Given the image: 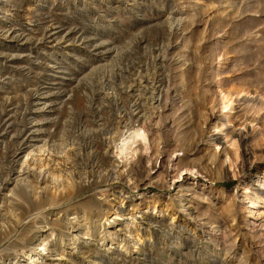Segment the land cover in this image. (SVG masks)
Returning a JSON list of instances; mask_svg holds the SVG:
<instances>
[{"label":"bare ground","instance_id":"bare-ground-1","mask_svg":"<svg viewBox=\"0 0 264 264\" xmlns=\"http://www.w3.org/2000/svg\"><path fill=\"white\" fill-rule=\"evenodd\" d=\"M177 15L168 0H0V264H143L149 258L143 247L141 257L128 251L137 242L126 235L128 223L117 218L125 214L123 200L114 206L116 217L109 223L113 236H98L93 211L101 209L102 201L96 194L71 209L62 205L85 191L121 181L127 163L111 156L124 140L120 126L150 133L154 117L183 102L188 57L176 58L175 50L179 41H187L184 31L191 19ZM156 28L161 31L155 37L143 34ZM122 48L125 54L118 58ZM115 61L121 66L108 71ZM86 68L101 71L90 86L77 92L61 85ZM205 118L211 123L218 117L210 113ZM155 124L156 133L162 131L158 120ZM249 129L245 122L233 134L243 140ZM114 130L116 137L108 140ZM66 146L72 148L66 158L71 181L57 195L61 184L47 186L57 180L51 167H57L59 157L52 156ZM38 149L41 156L47 152L42 164L32 160ZM219 159L215 153L207 160L215 165ZM176 160L179 169L188 167ZM128 175L134 188L156 182H151L140 154ZM123 190L114 188L113 194L119 199ZM257 194L264 196V190L258 188ZM176 197L181 211L199 219L187 194L180 191ZM231 219L236 221V215ZM157 221L159 217L142 212L138 223L157 236ZM214 225L213 231L221 228ZM200 234L203 247L213 248L209 231ZM107 239L128 247L115 254L114 246L110 253L112 247H104ZM147 248L151 252L153 244Z\"/></svg>","mask_w":264,"mask_h":264},{"label":"rangeland","instance_id":"rangeland-1","mask_svg":"<svg viewBox=\"0 0 264 264\" xmlns=\"http://www.w3.org/2000/svg\"><path fill=\"white\" fill-rule=\"evenodd\" d=\"M168 1L178 12L177 17L182 14L191 19L184 31L188 42L179 41L180 48L175 50L176 58L184 54L188 57L183 67L187 77L183 102L170 104L159 117H154L150 133L136 128L127 131L120 126L124 140L117 142L111 156L121 165L127 163L121 181L111 187L85 191L62 207L71 209L96 194L102 201L101 209L93 211L98 236L104 233L113 236L114 227L109 223L116 217L114 206L123 200L125 214L117 218L128 223L126 235L137 242L134 245L131 242L128 251L141 257L143 252L139 248L143 247L148 253L149 260L143 264H264V196L257 194L258 188L264 190V0ZM20 5L16 4V11ZM148 31L143 34L155 37L161 29ZM125 51L122 48L118 58ZM120 66V61H115L109 63L107 70L114 72ZM100 72L86 68L77 73L76 79L61 85L79 92L90 86ZM210 113L218 118L208 123L205 117L210 119ZM73 117H77L76 112ZM157 120L162 128L159 133H156ZM241 122H246L251 130L243 140L234 135L237 128H243ZM218 136L221 139L210 140ZM113 137L115 130L106 136L108 140ZM70 149L71 146H66L52 156L59 157L57 167H51L55 170L50 169L57 180L47 186L55 189L54 186L61 184L57 195L71 181L69 159L66 160ZM215 153L220 159L214 165L207 159ZM41 154L36 150L32 160L42 164L47 152ZM139 154L153 177L151 182L156 181L145 189L134 188L133 180L128 178V168L136 164ZM176 158L188 167L179 169ZM48 167H43V171ZM121 187L124 190L118 199L113 189L121 190ZM180 191L187 194L199 219L191 218L176 206ZM139 211L159 217L157 236L152 229L138 223ZM233 215L236 221L231 219ZM214 224H220L221 228L213 231ZM203 230L212 235L213 248L201 244ZM151 244L153 251L149 252L147 246ZM114 246L118 247L115 254L124 253L128 247L119 240L109 239L104 245L112 247L110 253ZM9 264H14L13 260Z\"/></svg>","mask_w":264,"mask_h":264}]
</instances>
